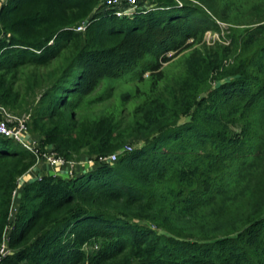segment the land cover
Masks as SVG:
<instances>
[{
  "label": "trees",
  "instance_id": "trees-1",
  "mask_svg": "<svg viewBox=\"0 0 264 264\" xmlns=\"http://www.w3.org/2000/svg\"><path fill=\"white\" fill-rule=\"evenodd\" d=\"M139 1L0 0V106L119 154L19 189L37 156L0 135V264H264V0Z\"/></svg>",
  "mask_w": 264,
  "mask_h": 264
},
{
  "label": "built area",
  "instance_id": "built-area-1",
  "mask_svg": "<svg viewBox=\"0 0 264 264\" xmlns=\"http://www.w3.org/2000/svg\"><path fill=\"white\" fill-rule=\"evenodd\" d=\"M115 8L118 16L125 15L139 6V0H108ZM85 25L77 28V31H84ZM27 115L15 116L8 113L5 108L0 106V135L14 140L16 143L22 145L24 148L33 152L37 156L35 166H38L42 161L46 162L51 167H67L69 174L72 176L79 168L94 166L97 162L115 161L118 158V153L112 154L108 157H93L82 160H67L65 157L57 154L53 149H41V142L38 138L29 133L27 126ZM125 150H132L130 146ZM34 166V167H35ZM22 179V178H21ZM21 179L19 188L21 186ZM18 194V189L14 192V198ZM5 252V247L2 253Z\"/></svg>",
  "mask_w": 264,
  "mask_h": 264
},
{
  "label": "crops",
  "instance_id": "crops-1",
  "mask_svg": "<svg viewBox=\"0 0 264 264\" xmlns=\"http://www.w3.org/2000/svg\"><path fill=\"white\" fill-rule=\"evenodd\" d=\"M65 167H51L46 162L42 161L38 166L33 167L26 175H24L21 179V187L42 175H58L67 178V172L65 171ZM18 206V205H17Z\"/></svg>",
  "mask_w": 264,
  "mask_h": 264
},
{
  "label": "rangeland",
  "instance_id": "rangeland-1",
  "mask_svg": "<svg viewBox=\"0 0 264 264\" xmlns=\"http://www.w3.org/2000/svg\"><path fill=\"white\" fill-rule=\"evenodd\" d=\"M178 1H184V0H178ZM190 1V0H189ZM223 27H224V29L225 30H227L228 29V25L227 24H223L222 25ZM218 37H219V35L217 34V33H215V32H212V31H208L207 32V34H206V41L208 42V43H211V42H213L214 40H216V39H218ZM147 74V73H146ZM145 74V75H146ZM128 87L127 86H121V87H117V96L118 95H120V93H122L124 90H126ZM105 108V105L102 107H99L98 109H95V113H93V112H91V113H88L87 114V118L88 119H94L95 117H97L98 116V113H100L101 111H103V109ZM24 115V114H23ZM84 159H86V158H84ZM76 160H82V159H76ZM62 168V167H61ZM64 168V167H63ZM66 169H65V171L67 172V177H70V176H72L71 174H69V172H68V168L67 167H65ZM81 168H79L78 170H80ZM77 170V171H78ZM17 205H18V200H17V198H14V200H13V208H12V217H11V221L14 219V217H15V214H16V208H17ZM9 228H10V226L8 227V230H9Z\"/></svg>",
  "mask_w": 264,
  "mask_h": 264
}]
</instances>
